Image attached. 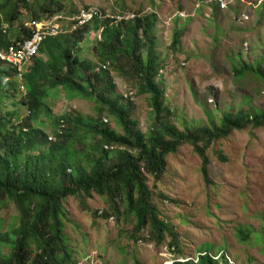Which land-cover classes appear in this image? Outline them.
<instances>
[{
	"label": "trees",
	"instance_id": "16d2710c",
	"mask_svg": "<svg viewBox=\"0 0 264 264\" xmlns=\"http://www.w3.org/2000/svg\"><path fill=\"white\" fill-rule=\"evenodd\" d=\"M217 7L215 4L214 8ZM143 10L135 11L134 19L97 18L71 33L47 36L40 55L25 69L21 82L26 94L18 102L15 77L5 82L15 71H0V212L12 205L17 213L6 233L0 232V249L9 250L8 254L0 252V264H80L82 260H104L102 254L91 257L89 253H80L68 232V222H74L65 201L74 197L82 210L91 211L87 200L95 193L105 198L109 206V211L102 214L96 210L95 217L131 220L133 228L128 239L135 243L143 241L159 247L169 237L168 246L177 257L174 264H196L178 261L186 258L183 243L173 225L162 219L152 204L148 176L160 182L167 173V157L182 146L191 145L202 160L205 183L211 184L208 149L233 132L264 128V111L252 113L241 106H231L218 119L205 110L209 119L206 126L192 128L183 122L180 129L173 124V119L179 118L164 103V81H156L163 64L158 14ZM63 11L69 15L77 13L75 6H67L66 0H0V47L30 37L32 31L27 22L50 19ZM127 13L128 7L120 11V15ZM91 27L100 32L95 46L99 64L83 60L75 53ZM184 29L183 26L175 30L171 43L174 51L182 43ZM234 55L239 66L234 68L236 75L250 71L264 80V56L253 65L242 67L239 64L243 55ZM114 74L136 86L138 94H149L153 120L146 131L134 115L133 100L125 101L115 90ZM59 86L66 89L71 99L87 97L94 101L95 115L84 117L69 108L51 119V133L47 134L41 127L44 115L52 112L46 100L55 97L52 90ZM6 100H13L15 107L25 105L28 118L17 125L18 110L6 111ZM245 103L250 104V99H245ZM113 120L121 131L111 125ZM220 158L227 162V158ZM252 235L244 228L238 230L242 244L249 242ZM213 249L211 244L200 249V254L207 253L201 256V264L219 263L211 255ZM80 255L84 257L79 259ZM225 264H229L227 259Z\"/></svg>",
	"mask_w": 264,
	"mask_h": 264
},
{
	"label": "rangeland",
	"instance_id": "374dc122",
	"mask_svg": "<svg viewBox=\"0 0 264 264\" xmlns=\"http://www.w3.org/2000/svg\"><path fill=\"white\" fill-rule=\"evenodd\" d=\"M154 3L163 21L158 26L161 67L167 68V73L157 80L164 81V103L179 118L173 119V124L180 129H183V122L192 128L206 126L209 119L205 110L218 119L231 106L236 109L241 106L252 113L264 111V80L250 71L242 76L234 71L238 66L234 54L243 55L242 64H239L242 67L253 65L264 56V0H66L69 8L75 6L79 10L96 6L111 15L120 13L123 7H128L129 12L144 8L146 13L152 10ZM215 4L218 5L216 9ZM60 13L71 16L68 11ZM18 24L16 22L15 27ZM56 24L59 26V22ZM63 25L65 32L76 31L70 29V20H64ZM183 26L182 43L178 51H174L172 37L175 30ZM99 38L100 32L91 27L75 53L83 60L99 64L95 47ZM262 69L264 71V67ZM13 80L18 102L25 96L26 88L20 78ZM113 81L115 90L124 100L131 98L135 103L134 115L146 131L153 120L149 94H138L136 86L115 74ZM60 88L52 90L55 97L46 100L52 112L44 115L41 127L47 134L51 133V119L69 108L84 117L95 115L94 101L87 97L71 99L64 89L56 92ZM248 98L250 104L245 103ZM11 103L13 100L3 102L8 105L6 111L18 110L16 123L19 125L28 118L29 111L25 105L15 107ZM111 125L121 131L114 120ZM208 155L211 160L209 185L201 173L202 160L191 145H184L176 154L169 155L163 179L156 183L148 176L152 204L180 235L185 254L198 256L202 247L212 244L214 253L227 254L231 264H264V128L233 132L228 139L208 149ZM220 155L227 158V162L221 160ZM87 202L91 211L82 210L74 197L65 201L74 222H68V232L80 253H89L91 257L102 254L104 260H97L99 264L173 263L175 255L168 246L169 237L159 247L143 241L135 243L128 239L133 228L131 220L95 217L96 210L101 214L109 211L105 198L96 193ZM0 213L3 234L17 213L12 205ZM241 228L253 232L251 240L245 244L238 238ZM0 252L8 254L9 250L2 247ZM83 257L80 255L79 259Z\"/></svg>",
	"mask_w": 264,
	"mask_h": 264
},
{
	"label": "built area",
	"instance_id": "2783aa9c",
	"mask_svg": "<svg viewBox=\"0 0 264 264\" xmlns=\"http://www.w3.org/2000/svg\"><path fill=\"white\" fill-rule=\"evenodd\" d=\"M117 18V19H131L136 17L135 13H127L125 15H104L102 10L96 6L84 7L74 16L66 17L63 14L55 15L50 21L36 24V28L32 32V37L25 42H20L17 47L12 46L10 48L12 60L15 63L22 64L27 63L36 55L39 51L41 44L47 34H59L63 31L64 20L71 21V30H75L79 27H83L86 24L91 23L96 18ZM59 22V26L56 24Z\"/></svg>",
	"mask_w": 264,
	"mask_h": 264
},
{
	"label": "clouds",
	"instance_id": "9594fccd",
	"mask_svg": "<svg viewBox=\"0 0 264 264\" xmlns=\"http://www.w3.org/2000/svg\"><path fill=\"white\" fill-rule=\"evenodd\" d=\"M87 7H89V6H87ZM152 10L151 11H147L146 10V13H151V12H154V11H156L157 12V14H158V11H157V6L156 7H152L151 8ZM80 10V9H79ZM79 10H77V13L79 12ZM103 12V11H102ZM76 13V14H77ZM129 13H135V12H129ZM59 14H63V13H59ZM76 14H74V15H76ZM104 14V13H103ZM117 14H120V13H117ZM117 14H112V15H117ZM136 14V13H135ZM57 15V14H56ZM64 15V14H63ZM74 15H71V16H74ZM105 15V14H104ZM107 15V14H106ZM55 16V15H54ZM54 16H52L50 19H44V20H41V21H37V22H27L26 23V25L31 29V31L33 32V30L36 28V24H38V23H42V22H48V21H50ZM65 16V15H64ZM66 17H69V16H66ZM178 17H182V16H178ZM106 18H109V17H106ZM135 18V17H134ZM133 18V19H134ZM158 18H159V20H158V22H159V24H163L162 22V20H160V16H159V14H158ZM97 19V18H96ZM101 19H104V18H101ZM116 21H118V20H129V19H117V18H114ZM132 19V18H131ZM95 20V19H94ZM93 20V21H94ZM92 21V22H93ZM91 22V23H92ZM87 25V24H86ZM159 26V25H158ZM84 27V26H83ZM79 28H82V27H79ZM70 29H71V27H70ZM75 30H77V29H75ZM161 31V30H160ZM32 32H31V36L30 37H28L27 39H25L24 41H22V40H12L11 41V43L8 45V46H6V48H4L3 46H1L0 47V71H5V72H8V73H10V71H15V73H14V76H9L7 79H6V82H9L10 81V77H15V78H20V83L22 84V78H23V76H24V72H25V69L27 68V66H28V64L31 62V60L35 57V56H37V55H40V48H41V46H42V44H41V46H40V48H39V51H38V53L36 54V55H34L33 57H32V59L31 60H29L27 63H22V64H18V63H15V62H13L12 60H10V58L9 57H11V54H10V48L12 47V46H15V47H17L18 46V44L20 43V42H25L26 40H28V39H30L31 37H32ZM61 33H66L65 32V30L63 29V31L62 32H60L59 34H61ZM59 34H55L56 36L57 35H59ZM159 34H160V32H159ZM49 35H52V36H55V35H53V34H47L46 35V37L47 36H49ZM45 37V38H46ZM45 38H44V40H45ZM44 40H43V42H44ZM172 48V47H171ZM108 65H103V67L104 68H106ZM167 73V68L166 67H162L161 69H160V72H159V74H157L156 75V81H157V83H161V82H159L158 80H157V78L158 77H161V76H163L164 74H166ZM25 88V87H24ZM62 88H60V89H58L56 92H59L60 90H61ZM64 90H66V89H64ZM127 97H129L128 95H127ZM212 245V244H211ZM214 246V245H213ZM171 252H172V250H170ZM200 251V250H199ZM215 252V246H214V249L212 250V257L215 259V260H217L219 263L218 264H225V262H226V259H227V261L229 262V264H231V261H230V259H229V257L227 256V254H225V253H223V254H220V251L218 252V253H214ZM202 255H207V253H204V254H200L199 252H198V256H192V255H188V254H185V257L186 258H184V259H178V261H181V262H191V261H194L196 264H201L200 262H201V256ZM224 257H226V259H224ZM175 258H177L176 256H175ZM176 262V260L174 259V261H173V263H171V264H174ZM80 264H99V263H97V260L96 259H94L93 260V262H91V263H88V262H85V263H83V262H81Z\"/></svg>",
	"mask_w": 264,
	"mask_h": 264
}]
</instances>
